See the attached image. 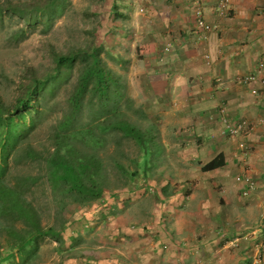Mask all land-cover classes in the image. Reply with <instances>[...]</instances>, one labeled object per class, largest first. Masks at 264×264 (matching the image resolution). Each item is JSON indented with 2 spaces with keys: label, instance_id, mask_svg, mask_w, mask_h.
<instances>
[{
  "label": "rangeland",
  "instance_id": "374dc122",
  "mask_svg": "<svg viewBox=\"0 0 264 264\" xmlns=\"http://www.w3.org/2000/svg\"><path fill=\"white\" fill-rule=\"evenodd\" d=\"M149 1L71 0V6L50 32L29 26L19 32V38L14 35L24 28L19 19L7 17L0 26V95L8 104L19 95V87L30 68L43 72L52 66L51 47L67 52L74 46L95 42L103 46V57L121 77L127 95L134 100V108L144 114L143 118L131 114V121L145 132L152 130L154 137L149 145L151 154H145L133 136L117 133L111 138L101 152L106 183L102 199L78 200L55 191L43 158L11 162L10 183L15 184L23 176L33 179L25 189L26 197L38 212L42 226L60 231L65 243L60 245L51 236L41 238L37 256L28 264H174L168 256L166 262L160 261L158 251L153 252L157 247L168 254L169 245L160 242L162 237H178L175 225L164 224L160 219L194 214L199 200L207 194L203 187L211 176L204 174L200 162L194 159L197 142L176 138L166 127V117L160 116L157 106L141 89L147 66L161 58V49L169 42L156 35V17ZM141 8L145 12H140ZM67 93L68 87H63L49 102L48 113L33 139L43 155L51 147L49 131L65 107ZM248 151L250 155V147ZM147 158L150 166L146 171ZM236 176L233 184L237 182ZM263 221L264 209L251 225L239 232L242 236H253L252 232ZM14 223L18 229H27L20 220ZM222 231L239 237L232 235L229 227ZM11 241V235L0 228V264L10 263L4 259L11 252ZM15 261H19L18 255Z\"/></svg>",
  "mask_w": 264,
  "mask_h": 264
},
{
  "label": "crops",
  "instance_id": "0c3cea01",
  "mask_svg": "<svg viewBox=\"0 0 264 264\" xmlns=\"http://www.w3.org/2000/svg\"><path fill=\"white\" fill-rule=\"evenodd\" d=\"M218 1H149L156 17V35L174 47L163 61L147 66L141 89L160 116L166 117V127L176 138L197 142L194 159L200 162L201 170L219 156L224 162L219 168L204 171L211 177L205 180L207 194L199 200L194 214L161 217L160 222L175 225L178 237H162L160 242L169 245L168 254L157 247L153 252L158 251L160 261L166 262L168 256L174 264H264V233L242 236L239 232L264 209V92L255 96L236 82L239 75L255 70L264 57V0H233L225 17L216 12ZM198 5L206 21L220 25L219 31L202 41L195 34ZM219 77L226 80L225 86L217 84ZM221 106L227 108L234 124L246 121L254 126L247 137L250 155L243 154L239 139L222 135ZM245 173L257 183L247 197L242 194L243 184L232 183L235 175ZM224 227L239 237H231L230 232L222 231ZM258 255L263 263L258 262Z\"/></svg>",
  "mask_w": 264,
  "mask_h": 264
},
{
  "label": "trees",
  "instance_id": "16d2710c",
  "mask_svg": "<svg viewBox=\"0 0 264 264\" xmlns=\"http://www.w3.org/2000/svg\"><path fill=\"white\" fill-rule=\"evenodd\" d=\"M71 0H0V26L5 19L17 18L24 28L41 27L50 32L64 16ZM52 66L41 72L30 68L20 85V93L12 104L0 95V228L12 238L11 252L4 260L9 264H28L37 256L40 239L56 238L65 244L60 231L44 228L25 189L32 184L30 176L10 183L11 162L18 159H44L49 181L55 191L72 195L78 200L102 199L106 191L105 163L101 156L117 133L133 136L145 154H151L152 130L143 131L131 121V114L143 118L127 95L121 77L103 57V46L95 42L74 46L67 52L49 50ZM63 87H68L65 107L51 125V147L47 155L34 146L33 139L49 102ZM224 165L223 157L202 167L209 171ZM150 160L144 162L147 171ZM167 196V187L163 189ZM27 229H18L15 221ZM18 255L19 261H15ZM12 260V261H11Z\"/></svg>",
  "mask_w": 264,
  "mask_h": 264
},
{
  "label": "built area",
  "instance_id": "2783aa9c",
  "mask_svg": "<svg viewBox=\"0 0 264 264\" xmlns=\"http://www.w3.org/2000/svg\"><path fill=\"white\" fill-rule=\"evenodd\" d=\"M233 0H219L216 7V12L219 17H225L229 10ZM199 4V3H198ZM140 12H145L144 8L140 9ZM220 25L217 23H209L205 19L204 10L201 5L197 6L196 9V27L195 34L198 40H207L209 35L213 32L219 31ZM173 43L168 42L163 51V55L160 60L163 61L167 54L171 53L173 50ZM206 59L210 60V56L207 55ZM236 82L239 85L247 86L250 92L255 96H261L264 92V57L259 61L257 67L252 72L244 75H239L236 78ZM226 80L219 77L217 79V84L219 86H225ZM219 120L223 125L221 130L222 135L228 138L239 139V146L243 151V154L247 156L249 154V145L247 143V137L254 130V126L246 121L233 123L228 117L227 108L221 106L219 109ZM238 183L244 185L242 190L243 196H250L257 188V183L255 179L249 173L240 174L236 178ZM264 233V221L252 232L253 236ZM237 244V240L233 241V245ZM257 260L263 263V257L261 255L257 256Z\"/></svg>",
  "mask_w": 264,
  "mask_h": 264
}]
</instances>
